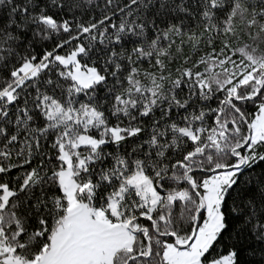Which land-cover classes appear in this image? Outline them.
<instances>
[{
    "label": "snow or ice",
    "instance_id": "1",
    "mask_svg": "<svg viewBox=\"0 0 264 264\" xmlns=\"http://www.w3.org/2000/svg\"><path fill=\"white\" fill-rule=\"evenodd\" d=\"M0 264H264V0H0Z\"/></svg>",
    "mask_w": 264,
    "mask_h": 264
}]
</instances>
